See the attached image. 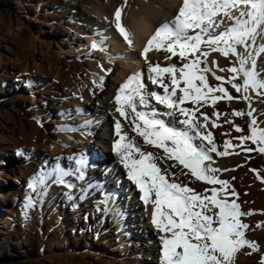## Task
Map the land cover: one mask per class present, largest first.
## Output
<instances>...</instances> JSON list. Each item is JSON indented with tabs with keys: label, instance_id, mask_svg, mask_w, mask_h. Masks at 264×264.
I'll return each mask as SVG.
<instances>
[{
	"label": "bare ground",
	"instance_id": "obj_1",
	"mask_svg": "<svg viewBox=\"0 0 264 264\" xmlns=\"http://www.w3.org/2000/svg\"><path fill=\"white\" fill-rule=\"evenodd\" d=\"M52 1V7L54 8L56 5L55 8L60 12L61 19L67 20L64 23L65 31L61 44L66 41L67 51L69 53L76 51L78 60H82L84 65L79 63L77 65L79 69L77 68L74 71L64 69L58 58L46 56L43 65L35 64L33 66L31 71H37L39 67L43 70L45 77L53 78L55 82L57 81L61 85L62 92L59 95V100H56L58 103L56 106L51 107L55 111L54 116L57 119L50 122V126L55 125V130L58 132L55 134L50 133V136L48 134L41 135L30 126L28 131L19 133L18 147H22L23 150L25 145L29 143V146H34L37 149V151H32L30 155V159L36 161L35 168H27L25 172H20V178L25 179L27 173H30L32 177L42 169L50 170L52 162L51 165L48 164L49 158L50 161L55 163L56 158L60 157V166L66 171H70L76 167V164L73 160L68 161L69 157H79L81 153L88 155L89 149L95 152V157L91 158L93 159V162H91L90 158L85 156L88 167L84 180H78L75 175L65 177L68 183L75 185L74 188L69 189L65 185L53 183L54 177L47 181V191L44 192L42 197L37 194L42 191L41 186L38 185L35 192L26 188L28 191L26 195L34 196V199L38 201V205L37 208L25 207L23 225L26 228L32 225V217L37 210L39 222L36 215L37 219L35 218V221H37L34 222V225H40L41 228L39 226L36 229L32 228L33 231L36 232L38 238L42 237L43 240L49 238L51 239L50 242H55V244L48 246L46 249L39 243L29 248L27 250L28 254L25 255L24 253L22 257L14 255V259L17 258L15 259L17 260L16 264H45L43 263L45 261H48L47 264H108L107 262H111L110 264H160L161 243L158 237L161 233L157 231L151 222L152 205H145L140 199L142 194L137 186L127 178L126 169L119 163V157L113 151V143L119 139L115 135V121L119 119L122 125L126 124L125 119L115 110L118 105L115 103L114 98L120 86L134 73L142 74V79L149 90L162 93V88L153 85L148 80V63L143 58L142 53L147 41L154 35L156 28L174 18L181 0ZM118 8L121 10V26L125 28L131 44L116 29L114 13ZM69 31H71V35L68 34ZM101 40L103 41L102 50L91 47L94 41ZM104 54L105 56L108 55V58L103 57ZM87 55L89 58L85 59ZM170 55L171 53L163 50L157 51L153 47L147 53V60L153 64L158 62L161 67H166L171 63L180 65L177 57H172L171 60L165 59L166 56ZM213 60H216L220 67H226L229 66L228 59L216 52L210 53L207 57L208 65L213 68L215 74L227 79L230 73L215 69L212 65ZM257 67L258 69L264 68V55L259 58ZM17 68L22 72L21 79L26 84L31 83L32 76L28 74L29 69L26 60L18 64ZM100 68H102V73L99 72ZM206 75L210 85L222 83L215 80L211 73ZM100 77H103L102 83ZM223 86L230 94L231 92L237 93L227 82H223ZM238 94L240 97L241 94ZM215 95H220V93H215ZM249 95L252 97L250 105L248 101L243 99L231 101L221 99L215 104L214 108L210 103L200 107L196 116L203 119L200 113L208 115V126L202 131L212 134L219 151H224L225 141H231V146L227 149V155L221 156L212 153V162L206 161L205 163H211L212 167L219 169L220 171L216 173L218 179L228 181L230 188L235 190L236 195L228 198L230 200L235 199L240 205L241 211L253 213L252 215L242 216L240 219L243 223L249 225V228L245 231V238L254 242L258 236L264 235V182L259 176L261 172L254 170L253 164L246 167L247 141L241 142L238 139L249 134L248 121L250 117L247 115H224L231 113L233 110H241L245 113L254 110L252 118L257 121L260 128H264V97L257 96L251 91ZM138 100L139 97H137ZM152 103L161 111L165 110L163 105H156L155 101ZM72 105L75 110L70 108ZM183 106L194 107L189 102H185ZM214 111L221 113L219 118L213 115ZM165 119L173 126L181 127L174 122L173 118L165 117ZM229 120L232 123L226 122ZM213 122L217 124V127H212ZM11 124L12 120L10 119L8 126L4 129L7 130L9 127L11 129ZM236 126H239L242 131L237 132ZM124 130L128 131L127 127ZM13 131L15 132L13 129L12 132L10 130L11 133ZM129 136H135V133L129 131ZM137 139L140 140V138ZM140 142L142 143V140ZM195 143H200V141L197 140ZM90 145H93V147ZM145 147L149 151H158L151 146ZM99 151L103 153V156L97 154ZM63 153H66V155ZM260 153L264 158V153ZM3 159H7V156ZM98 161H101V165H98ZM3 163L0 162V165H3ZM189 186L195 187L197 191L212 187L220 188L218 184L209 185L202 181H194ZM81 189L84 192L71 196L70 192L81 191ZM107 191L110 192L106 193ZM99 194H101L102 199H100ZM113 194H116V196H112ZM207 194L211 195L210 192ZM58 202H61L62 206L66 205L69 209V220L72 223L71 233L77 231L83 236L85 234L82 233L85 231L90 233L92 229V242H84L81 248L82 250L85 249L84 252L78 253L76 250L79 240L68 244L64 225L62 226L58 222L59 215L54 210ZM125 206L130 210L129 218L132 214L138 217L136 221L132 217L136 231H132L131 236L126 232V224L123 220ZM105 208H107V211H104ZM109 217L110 220L108 221ZM111 218L116 219V233L118 235L111 231L114 227ZM138 220L139 224L136 223ZM258 224L260 227H257ZM5 227L8 232H2V237L11 234L9 223H6ZM137 227H140L141 231L137 230ZM42 228L44 237L39 234ZM121 239L124 240V243L121 242ZM24 244L20 242L19 249H24ZM79 244L81 246L82 243ZM258 248L259 251H252L247 247L240 248L234 254V264H260L261 257L264 256V248ZM88 253L97 255V257H103V254H107L110 257L107 259L110 260L106 259L105 261L100 258L98 262L95 260L97 263H89L81 259L84 257L83 254ZM133 254L134 257H132ZM139 257L141 259H138ZM135 259L138 261H135Z\"/></svg>",
	"mask_w": 264,
	"mask_h": 264
},
{
	"label": "snow or ice",
	"instance_id": "obj_2",
	"mask_svg": "<svg viewBox=\"0 0 264 264\" xmlns=\"http://www.w3.org/2000/svg\"><path fill=\"white\" fill-rule=\"evenodd\" d=\"M114 16L116 29L131 44L121 26L119 8ZM91 47L102 50L103 41H94ZM153 47L171 53L165 59L177 57L180 65L161 67L158 62H149L147 53ZM212 52L228 59L226 67L212 61L215 69L230 73L227 79L209 67L207 57ZM142 55L148 63V80L163 91L149 90L141 73L129 76L120 86L114 98L118 105L115 110L126 124L122 125L119 119L115 121V135L119 139L114 141L113 151L126 169L127 178L142 194L140 199L145 205H152L151 222L161 233L160 264H234V254L240 248L259 251L255 242L245 238L249 225L240 219L253 213L241 211L236 200L228 198L236 195L235 190L228 181L218 179L219 169L205 163L212 162V153L227 155L231 141H225L224 151H219L212 134L202 131L208 126V115L200 113L203 118L200 119L196 113L209 103L214 108L221 99H243L250 105V91L264 97V68L257 67L264 55V0H181L174 18L156 28ZM207 73L222 83L210 85ZM100 81L103 82V77ZM223 82L230 84L240 97H233ZM153 101L165 110L161 111ZM185 102L194 107H184ZM253 111L233 110L224 115L250 117L249 134L238 139L251 140L264 153V128L252 118ZM213 115L219 118L221 113L214 111ZM165 117L173 118L181 127L173 126ZM212 127L217 124L213 122ZM129 131L135 136L130 137ZM236 131L242 129L236 126ZM197 140L200 143H195ZM145 146L158 151H149ZM60 159L56 158L50 170L34 174L28 188L35 192L41 186L42 191L37 194L42 197L47 191V181L53 177V183L69 189L75 185L68 183L66 176L85 179L88 161L83 153L69 157L76 164L70 171L60 166ZM194 181L218 184L220 188L197 191L189 186ZM25 200L26 208L35 206L30 194ZM260 264H264V256Z\"/></svg>",
	"mask_w": 264,
	"mask_h": 264
},
{
	"label": "rangeland",
	"instance_id": "obj_3",
	"mask_svg": "<svg viewBox=\"0 0 264 264\" xmlns=\"http://www.w3.org/2000/svg\"><path fill=\"white\" fill-rule=\"evenodd\" d=\"M52 5V0H0V143L2 141L0 144V162H4L3 165H0V264H16V257H22L24 253L25 255L28 254L27 250L39 243L46 249L48 246L50 247L55 244V242L51 243V239L49 238L46 240L45 238L43 240L42 237L38 238L36 232L33 231L38 226L41 228L36 223L34 225V222L37 221H35L36 215L39 222L37 210L36 214H33L32 217V227L26 228L23 225L24 212L26 211L25 198L28 193L26 188H28V181L31 175L27 173V177L23 179L20 178V172H25L27 168H35L36 161H32L30 155L32 151H37V149L34 146H29V143H27L22 150V147H18L17 143L19 133L28 131L30 126L41 135L48 134L50 136V133L55 134L58 132L55 130V125L52 124L50 126V122L57 119L54 116L55 111L51 107L56 106L58 103L56 100L58 101L60 98L59 95L62 92L60 89L61 85L57 81L55 82L53 78L45 77L46 75L39 67L37 71H31L33 66L35 64L43 65V60L46 56L58 58L64 69L74 71L78 68L77 65L79 63L80 65H84L82 60H78L76 51L74 53L67 51L66 41L61 44L65 31L64 23L67 20H62L60 12L55 8L56 5L54 8ZM68 34L71 35V31ZM103 57L108 58V55L105 56L104 54ZM88 58L89 56L87 55L85 59ZM25 60L29 69L28 74L32 76L31 83H29L30 86L21 79L23 76L22 72L17 68V65L25 62ZM99 72L102 73V68L99 69ZM236 82L238 83L239 81L237 80ZM231 95L239 97L238 93L231 92ZM70 108L75 110L73 105ZM10 119L12 120V128L10 129L9 127L5 130L4 128L8 126ZM12 129L15 132L11 133ZM90 146L93 147V145ZM246 148L248 149L246 167L253 164L254 170L261 172L259 176L264 182V158L257 150L258 145L247 140ZM63 154L66 155V153ZM5 156H7V159H3ZM68 161L70 160L68 159ZM50 163L52 166L55 164L49 158L48 164L51 165ZM83 189L81 191L75 190L70 192L71 196L84 192ZM31 197L35 205L34 207L37 208L38 201L34 199V196L31 195ZM99 197H101V194H99ZM54 210L59 215L58 222L62 226L64 225L63 227L69 241L68 244L79 240V243L82 244L80 246L78 243L76 250L78 253L84 252L85 249H81L84 242H92V229L90 233L88 231L82 233L85 234L83 236L77 231L71 233L72 223L69 220L68 207L66 205L62 206V203L58 202ZM129 211L128 207L125 206V210H123L125 217H123V220L124 224H126V232L131 236V232L136 231L133 219L136 221L138 217L132 214L129 218ZM109 220L110 217L108 218ZM111 222L114 225L111 231L118 235L116 233V219L111 218ZM6 223H9L11 234L10 236H3V238L1 233L8 232L5 227ZM136 223L139 224V220ZM42 224L46 226L44 222ZM138 229L141 231L140 227H137ZM43 233L42 228L39 234L43 236ZM20 242L25 243L23 245L24 249H19ZM121 242L124 243V240L121 239ZM254 242L258 247L264 248V235L258 236ZM14 255L16 256L15 259ZM83 255L84 257L81 259L89 263H97L100 258L105 261L107 258H110L107 254H103V257H97V255L91 253ZM134 256L133 254L132 257ZM138 259H141V257ZM107 260L109 261L110 259ZM135 261L138 260L135 259ZM43 263L47 264L48 261ZM107 263L110 264L111 262Z\"/></svg>",
	"mask_w": 264,
	"mask_h": 264
}]
</instances>
